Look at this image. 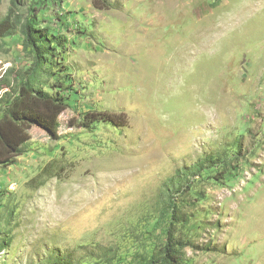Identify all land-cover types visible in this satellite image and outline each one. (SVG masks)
Segmentation results:
<instances>
[{"label":"rangeland","instance_id":"1","mask_svg":"<svg viewBox=\"0 0 264 264\" xmlns=\"http://www.w3.org/2000/svg\"><path fill=\"white\" fill-rule=\"evenodd\" d=\"M94 1L17 4L21 26L37 14L62 27L76 93L58 138L33 126L0 166V264H137L173 201L181 264H264V0ZM4 39L0 80L13 84L30 58L21 27ZM86 109L129 123L87 128ZM217 154L233 165L189 175Z\"/></svg>","mask_w":264,"mask_h":264},{"label":"trees","instance_id":"2","mask_svg":"<svg viewBox=\"0 0 264 264\" xmlns=\"http://www.w3.org/2000/svg\"><path fill=\"white\" fill-rule=\"evenodd\" d=\"M10 1L7 15L0 20V38L12 36L21 27L24 55L30 61L23 71L18 72L15 83L7 82L6 75L0 80H3L1 85L7 83L11 86L10 91L4 93H8V98L3 103V113L0 116V166L4 167L17 163L25 145L32 138L30 131L33 126L44 129L53 138L60 136V117L72 106L71 100L76 93L65 83L66 75H63L68 70L64 65L68 41L61 33L62 27L58 26L56 20L54 25L43 26L37 14L27 18L21 26L20 20L16 19V7L20 0ZM100 2L95 0V6L105 8ZM5 90L0 89V96ZM76 96L74 102L77 101ZM80 113L79 124L87 128L97 123H129L125 113L97 109H86ZM232 160L223 154L209 155L198 162L189 175H199L209 167L221 166L226 170L233 165ZM169 214V226L164 230L162 244L154 247L150 255L137 264H181V251L188 243L177 237L173 225L184 221V211L173 201Z\"/></svg>","mask_w":264,"mask_h":264},{"label":"crops","instance_id":"3","mask_svg":"<svg viewBox=\"0 0 264 264\" xmlns=\"http://www.w3.org/2000/svg\"><path fill=\"white\" fill-rule=\"evenodd\" d=\"M4 3V4H3ZM8 4V0H0V10L2 9V6L3 5H6L7 6ZM7 15V13L4 15V16H1L0 15V20L5 17ZM0 42L3 44V42H7L4 38H0Z\"/></svg>","mask_w":264,"mask_h":264}]
</instances>
